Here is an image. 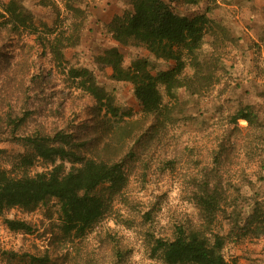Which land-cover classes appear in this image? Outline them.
Listing matches in <instances>:
<instances>
[{"label":"rangeland","instance_id":"1","mask_svg":"<svg viewBox=\"0 0 264 264\" xmlns=\"http://www.w3.org/2000/svg\"><path fill=\"white\" fill-rule=\"evenodd\" d=\"M22 3L37 24L51 28L47 38H59L63 61L53 59L44 35L37 39L0 19V166L11 169L23 151L19 137L60 131L72 135L81 156L123 163L127 185L82 237L62 233L56 199L31 211L7 210L0 216V264H164L153 253L155 240L205 222L195 199L203 189L222 198L211 231L225 238L224 258L264 264V223L252 216L264 202V0H215L210 12L207 0L170 4L178 15L206 13L209 21L197 53L201 68L186 58L180 78L188 86L176 89L175 98L161 88L158 117L142 111L132 83L115 79L101 59L116 48L124 68L137 58L152 74L175 65L112 38L108 23L130 8L129 0ZM70 68L91 72L115 113L99 109ZM199 81L202 86L189 89ZM245 106L258 116L256 124L233 121ZM50 168L37 159L29 173ZM4 218L23 220L31 231H11Z\"/></svg>","mask_w":264,"mask_h":264},{"label":"trees","instance_id":"2","mask_svg":"<svg viewBox=\"0 0 264 264\" xmlns=\"http://www.w3.org/2000/svg\"><path fill=\"white\" fill-rule=\"evenodd\" d=\"M200 0H129L130 8L115 15L108 23L107 30L121 45L143 46L157 58L173 60L169 70L152 74L147 61L137 58L124 68L122 55L116 48L107 49L101 59L112 68L117 80L132 83L134 96L145 114L159 116L164 103L161 88L169 98H175V90L188 86L180 76L190 64L198 68L197 53L202 44L209 18L206 13L181 16L171 8L172 2L185 5L198 4ZM206 11H211L215 0H207ZM42 4V2H41ZM2 23L12 24L14 30L24 29L30 34L44 35L47 47L55 61H63L62 45L59 38H47L52 30L44 23H36L22 0H0ZM70 76L79 79L78 87L93 96L99 109L115 113L110 98L100 88L91 72L86 69L69 70ZM193 76L198 77L196 74ZM203 83L189 87L197 89ZM233 121L242 119L248 125L256 124L258 116L252 107L245 106L233 116ZM15 123V122H14ZM23 151L11 162V169L0 166V216L14 207L31 211L47 200L56 199L59 204L61 231L66 236L82 237L100 222L111 209L116 196L127 185L125 165L120 161L105 162L85 158L75 152L71 134L55 132L53 135L34 132L18 138ZM37 159L51 165L50 169L35 174L29 168ZM71 163L65 170L56 160ZM14 171V173H12ZM196 203L205 222L199 227L175 228L170 240L156 239L153 253L158 254L164 264H231L222 249L225 238L212 232L215 214L222 209L221 195L217 190L203 189L196 197ZM252 216L264 223V202L253 208ZM4 224L11 231L30 232L31 226L18 219L4 218Z\"/></svg>","mask_w":264,"mask_h":264}]
</instances>
